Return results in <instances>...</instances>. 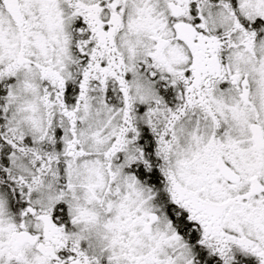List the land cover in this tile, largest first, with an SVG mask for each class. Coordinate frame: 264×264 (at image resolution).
Segmentation results:
<instances>
[{
    "label": "snow or ice",
    "instance_id": "1",
    "mask_svg": "<svg viewBox=\"0 0 264 264\" xmlns=\"http://www.w3.org/2000/svg\"><path fill=\"white\" fill-rule=\"evenodd\" d=\"M0 264H264V0H0Z\"/></svg>",
    "mask_w": 264,
    "mask_h": 264
}]
</instances>
